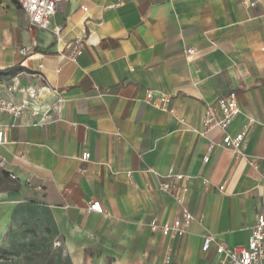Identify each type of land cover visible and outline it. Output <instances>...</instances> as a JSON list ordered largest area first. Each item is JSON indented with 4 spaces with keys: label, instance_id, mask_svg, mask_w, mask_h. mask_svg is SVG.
Masks as SVG:
<instances>
[{
    "label": "crops",
    "instance_id": "crops-1",
    "mask_svg": "<svg viewBox=\"0 0 264 264\" xmlns=\"http://www.w3.org/2000/svg\"><path fill=\"white\" fill-rule=\"evenodd\" d=\"M243 1L61 0L48 29H29L18 2L0 0V74L40 70L47 83L24 75L8 93L0 82L15 101L39 92L35 113L0 112V264H221L203 234L247 243L264 215V0ZM78 36L81 56L60 59ZM147 91L169 94L175 114ZM230 91L240 112L227 132L255 120L237 160L219 129L195 132L205 104ZM184 209L202 220L182 235L151 230Z\"/></svg>",
    "mask_w": 264,
    "mask_h": 264
},
{
    "label": "built area",
    "instance_id": "built-area-1",
    "mask_svg": "<svg viewBox=\"0 0 264 264\" xmlns=\"http://www.w3.org/2000/svg\"><path fill=\"white\" fill-rule=\"evenodd\" d=\"M20 8L24 11L27 19V26L29 29H48L50 19L57 10L58 4L61 0H16ZM243 3L250 7L256 4L255 0H244ZM87 10L86 7H83ZM59 33L55 30V35ZM85 37L78 36L70 40L62 50L58 51V57L62 60L76 62L77 59L83 53L85 45ZM35 45V42L33 43ZM264 50V46L262 47ZM28 49L26 47H20L18 49L19 53L26 54ZM194 49L189 48L186 53H193ZM41 67V66H40ZM29 75L36 77L41 81L45 82V78L39 71L30 72L25 69H17L12 72H5L0 74V82L2 84L3 91L12 93L19 90V79L24 76ZM44 85V86H45ZM53 92L56 93L54 89ZM39 92L30 91V97L22 98L18 101L12 99V97H4L0 95V112L10 114L13 116H18L26 110H31L33 113L36 112L31 105L35 103V98L38 96ZM152 91H147L146 99L148 102L152 103L156 108L167 111L169 113L175 114V110L171 107L170 101L171 96L166 93H161L155 100L153 99ZM240 112L237 94L235 91H230L224 96L215 98L213 101L207 102L204 106V112L201 120L200 128L195 129V132L199 135H204L206 132L217 128L222 133V140L220 146L226 147L231 152L234 160L243 157L244 151L246 149L247 140L251 127L255 120L251 117H247L242 123L241 127L234 135H230L227 132V127L234 120L237 114ZM5 142V130L0 125V144ZM90 158L89 151H83L80 155L82 161H88ZM208 155L203 157V162L208 161ZM5 160L0 158V170L5 167ZM249 163L255 167L256 163L254 159H249ZM151 170V169H150ZM153 172V171H151ZM11 178H16L15 175H10ZM168 178L182 179L185 175L183 173H176L173 169H169L165 175ZM163 188H169L170 183L164 182L161 184ZM223 185H220L218 189L223 190ZM182 190H185L184 188ZM179 201V198L176 197ZM89 210L101 213L102 207L99 200H93L89 202ZM203 215H194L190 211L184 209L182 216L176 218L171 224L164 222H158L152 220L149 223L151 230H160L163 235L170 234L171 236L182 235L184 230V224L192 220L200 222ZM215 243V251L221 257V264H264V215H257L256 221L251 227V234L245 245L229 246L225 243L219 242L215 239L213 233H205L202 235L201 249L206 251L210 244ZM56 246L60 245V241L55 242ZM170 257H165V262L168 264Z\"/></svg>",
    "mask_w": 264,
    "mask_h": 264
}]
</instances>
